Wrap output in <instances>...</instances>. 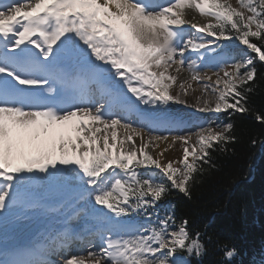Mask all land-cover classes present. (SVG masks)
<instances>
[{
  "label": "snow or ice",
  "instance_id": "1",
  "mask_svg": "<svg viewBox=\"0 0 264 264\" xmlns=\"http://www.w3.org/2000/svg\"><path fill=\"white\" fill-rule=\"evenodd\" d=\"M189 9L208 19L189 21ZM221 41L245 47L234 54ZM257 63L264 66V0H0V225L29 212L61 214L44 242L0 264H189L179 253L199 260L201 233L187 219L177 224L175 205L161 214L159 202L173 190L190 198L211 152L235 141L234 124L209 120L192 134L145 139L119 115L132 107L117 85L153 106L151 117L138 114L150 129L171 128L179 123L172 104L249 112ZM209 65L218 71L202 73ZM185 70L201 85L193 105L182 99L197 91L190 81L172 92L173 71ZM255 118L264 123V114ZM169 141L183 145L182 159L162 163L168 149L154 157L150 148ZM42 181L65 197L37 202L32 186ZM81 215L89 225L82 232L70 224ZM222 253L221 264H233L235 247Z\"/></svg>",
  "mask_w": 264,
  "mask_h": 264
},
{
  "label": "trees",
  "instance_id": "2",
  "mask_svg": "<svg viewBox=\"0 0 264 264\" xmlns=\"http://www.w3.org/2000/svg\"><path fill=\"white\" fill-rule=\"evenodd\" d=\"M256 66L250 111L222 113L234 124L235 141L211 152L210 163L190 182V198L173 190L159 202L160 212L175 205L170 210L177 224L187 219L189 231L201 233L206 253L199 260L179 253L190 264H221L224 246L237 250L233 264H264V123L255 118L264 114V66Z\"/></svg>",
  "mask_w": 264,
  "mask_h": 264
},
{
  "label": "bare ground",
  "instance_id": "3",
  "mask_svg": "<svg viewBox=\"0 0 264 264\" xmlns=\"http://www.w3.org/2000/svg\"><path fill=\"white\" fill-rule=\"evenodd\" d=\"M166 0H153V3H165ZM186 18L194 23H205L208 18L200 16L196 11L194 10H186ZM188 31H193L190 27L187 25L185 26ZM203 51V50H201ZM186 55H189L191 59H197V56L195 53H186ZM198 64H201L202 62L197 60ZM187 65H185V68ZM218 71V69L214 68L213 66L209 65L208 67H202L201 72L202 73H208L209 75L212 74V72ZM173 75H178V81L177 85L173 87L172 92H178L180 91L178 85L182 81H190V73L188 71H182L181 73L177 74L173 71ZM215 78V77H214ZM119 79V78H117ZM191 82V81H190ZM192 87L196 89L197 91L189 93V95L182 96V99H186L188 101V104H194V100L197 96L200 95V84H197L196 82H191ZM201 83H207V81H202ZM59 86V85H56ZM123 84H118L117 87L121 88L123 87ZM122 94L127 98L129 101L130 99L129 94H127L126 91H121ZM46 95H50L46 92ZM97 99H99V91L97 92ZM214 100V98H212ZM130 102V101H129ZM131 107L132 112L131 113H119V115H124L128 117L129 122L133 123V126L136 128H142L145 133V139H147V136L149 133L151 135H164L169 136L170 138L172 136H177L178 133H161L164 131V127H154L153 129H150L147 124V120H142L138 118V114L143 115L144 117H151L153 114L148 112H144L140 108L146 107L138 105L136 102L132 101ZM173 117V116H172ZM137 118V120H136ZM176 119V117H174ZM177 120V119H176ZM187 120V119H186ZM179 123L175 127L176 131H180L181 129L185 128V124H182L180 120H177ZM184 122V121H183ZM189 124V123H188ZM191 124V123H190ZM182 127V128H181ZM168 129V128H167ZM118 133L120 134L121 138H123V129L118 128ZM194 137V136H193ZM137 143H139V140L137 138ZM170 145L169 142H161L159 144L158 148H155L154 150L150 148V151L154 155V157L162 151L163 149H168L166 152H164V155L161 157V162L166 163L169 159L173 160L175 156L177 155L179 149L183 148V145L179 142H177L174 145ZM43 175V174H41ZM32 194L35 197L37 202H42L48 206L56 205L57 202L62 198L65 197V190L62 189L58 184L50 183L48 181H42L37 182L32 186ZM67 210V209H65ZM67 212V211H66ZM57 213L54 212H47V213H40V212H29L27 215H13L10 216L7 221L3 225H0V258L4 259L5 257H8L10 253L16 252V251H24L27 249L32 248L31 245H24L23 247H20L21 245L19 242L24 238H31L30 241H38L40 238L44 236V234L53 228H58L61 223V219H55ZM88 223L83 224L82 226L75 228L77 231H83L88 227ZM46 229L42 232H40V229ZM73 228V227H72ZM81 247H86V245H80ZM53 260L60 261L61 255L57 254L52 258ZM186 259V258H185ZM188 260V259H187Z\"/></svg>",
  "mask_w": 264,
  "mask_h": 264
},
{
  "label": "rangeland",
  "instance_id": "4",
  "mask_svg": "<svg viewBox=\"0 0 264 264\" xmlns=\"http://www.w3.org/2000/svg\"><path fill=\"white\" fill-rule=\"evenodd\" d=\"M231 2L234 5L236 4V0H231ZM220 43L224 44L226 49H231L234 54L239 49H243L245 47L243 45H240L238 41H221ZM218 51H219V49H218ZM120 90L126 91L127 94H129L128 98L130 99L129 100L130 102L134 101L138 105L145 106V104L138 101L136 99V97L132 96V94L127 91L126 85L121 87ZM194 102H195V100H194ZM189 105H193V104H189ZM141 109L144 112L149 111L150 113L154 114V110H153L152 105H146V107L140 108L139 110H141ZM168 114L171 117L172 116L176 117V119L180 120L182 122V124H185L186 127L181 129L180 131H176L175 127H171V128H168V127L165 128L164 127L165 129L161 133L166 132V133H178V135H187V134H192V133L198 132L199 128L201 126H205L209 120H217V122H220V121L227 122L226 119L223 118L222 113H218V114L217 113H200V112H197L194 107H188V106L179 105V104H172L171 107L168 108ZM136 120H137V118H136ZM193 142H195V136L193 137ZM180 159H182V149H179L177 155L175 156V158L173 160H180ZM190 159H191V157H190ZM177 166H179V165H177ZM156 171H158V170H156ZM96 207H100V206H96ZM66 211L67 212L70 211V208H67V210H65V213H66ZM60 217H61V214L57 213L54 218L58 219ZM86 223L87 222H86L85 218L83 217V215H81V217H79V218H73L70 222V224L72 225L71 227H73V228H78L76 226L80 227ZM45 229H46V227H44V229L41 228L40 232L44 231Z\"/></svg>",
  "mask_w": 264,
  "mask_h": 264
}]
</instances>
